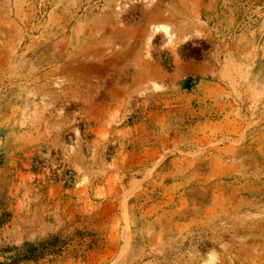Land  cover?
<instances>
[{
  "label": "rangeland",
  "instance_id": "1",
  "mask_svg": "<svg viewBox=\"0 0 264 264\" xmlns=\"http://www.w3.org/2000/svg\"><path fill=\"white\" fill-rule=\"evenodd\" d=\"M0 264H264V0H0Z\"/></svg>",
  "mask_w": 264,
  "mask_h": 264
}]
</instances>
